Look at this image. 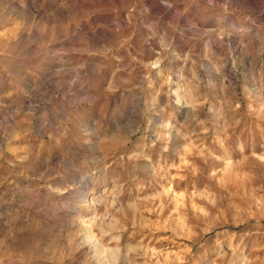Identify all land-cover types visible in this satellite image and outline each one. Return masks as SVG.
<instances>
[{
    "label": "rangeland",
    "instance_id": "1",
    "mask_svg": "<svg viewBox=\"0 0 264 264\" xmlns=\"http://www.w3.org/2000/svg\"><path fill=\"white\" fill-rule=\"evenodd\" d=\"M0 264H264V0H0Z\"/></svg>",
    "mask_w": 264,
    "mask_h": 264
}]
</instances>
